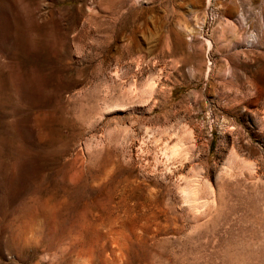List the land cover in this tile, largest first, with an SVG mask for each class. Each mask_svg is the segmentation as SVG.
Wrapping results in <instances>:
<instances>
[{
  "label": "rangeland",
  "instance_id": "rangeland-1",
  "mask_svg": "<svg viewBox=\"0 0 264 264\" xmlns=\"http://www.w3.org/2000/svg\"><path fill=\"white\" fill-rule=\"evenodd\" d=\"M0 264H264V0H0Z\"/></svg>",
  "mask_w": 264,
  "mask_h": 264
}]
</instances>
